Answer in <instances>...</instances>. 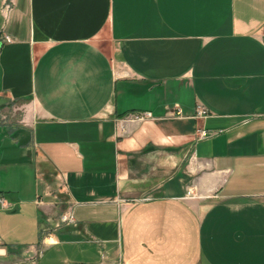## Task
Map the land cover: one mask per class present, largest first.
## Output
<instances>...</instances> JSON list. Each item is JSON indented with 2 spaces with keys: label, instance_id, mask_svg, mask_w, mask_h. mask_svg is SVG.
<instances>
[{
  "label": "crops",
  "instance_id": "crops-1",
  "mask_svg": "<svg viewBox=\"0 0 264 264\" xmlns=\"http://www.w3.org/2000/svg\"><path fill=\"white\" fill-rule=\"evenodd\" d=\"M3 3L0 264H264V0Z\"/></svg>",
  "mask_w": 264,
  "mask_h": 264
},
{
  "label": "built area",
  "instance_id": "built-area-1",
  "mask_svg": "<svg viewBox=\"0 0 264 264\" xmlns=\"http://www.w3.org/2000/svg\"><path fill=\"white\" fill-rule=\"evenodd\" d=\"M13 5H14V0H4L2 10H3V13L6 16H8V13L12 10ZM261 39H262V41L264 43V28H263V31H262ZM178 113L180 115L181 112L179 111ZM207 114H208V110L206 108L203 107V108H198L197 109V116L205 117ZM145 117H151V113L150 112H146V113H143V114H140V115L136 116L137 119H143ZM2 202H3V199L0 198V203H2ZM63 223H68V224L75 223L73 215H71V214L70 215L61 214L60 216H58V220L56 221V227H59ZM44 231H45V235L46 236H49L50 233H51L49 230H44ZM22 264H34V263L33 262H28V263L25 262V263H22ZM114 264H124V263H122L121 261H117Z\"/></svg>",
  "mask_w": 264,
  "mask_h": 264
}]
</instances>
